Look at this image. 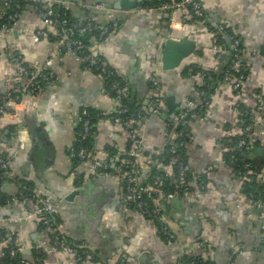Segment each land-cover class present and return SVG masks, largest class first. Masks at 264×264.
I'll return each mask as SVG.
<instances>
[{
	"label": "crops",
	"instance_id": "0c3cea01",
	"mask_svg": "<svg viewBox=\"0 0 264 264\" xmlns=\"http://www.w3.org/2000/svg\"><path fill=\"white\" fill-rule=\"evenodd\" d=\"M52 1L71 17L90 16L108 27L102 39L96 37L90 47L128 83L133 97L146 111L136 121L143 141V163L163 151L172 136L167 131V121L185 100L193 99L199 109H204L190 123L192 132L187 145L189 179L199 195L161 202L174 237L168 246L154 221L125 203L123 179L115 165H111L113 170L102 173L93 169L105 148H111L117 156L124 152L127 136L120 125L99 118L91 134L93 151L75 161L71 150L78 136L76 114L88 107L108 109L113 101L101 92L103 82L98 75L72 54L53 57L52 80L43 84L27 112L23 105L17 106L25 119L18 122L9 115H0V151L10 160L2 189L12 195L6 206H0V228L16 234L26 264H174L183 255L202 257L210 264H264V207L253 202L258 198L244 192L245 178L238 177L230 164L224 163L225 148L220 143L224 125L228 124L233 133L239 131L236 102L251 106L256 119L252 136L261 144L253 155L259 169L255 179L264 182V103L259 109L262 101L257 104L248 95L254 89L264 93V0H204L205 20L188 28L179 39L192 41L194 49L172 69H164L161 62V44L170 31L167 17L155 7L137 11V6L146 0H128L131 5L126 9L112 6L119 0ZM100 3L103 8L97 7ZM2 4L0 0V9ZM115 21L117 26L112 28ZM220 23L235 28L244 40L242 57L249 66L247 92L236 95L229 85L221 84L202 106L208 93L199 94L198 76L182 75L181 71L191 64L217 66L221 59L212 49L214 36L209 25ZM41 29L45 26L37 8L25 5L18 23L0 36L1 92L14 87L3 65L13 69L16 65L12 61L19 57L26 66L40 68L53 56L52 38L57 30L51 28L49 38L34 43L32 33ZM223 36L228 44L227 35ZM22 82L24 85L26 81ZM155 96L161 100L157 113L145 105ZM168 96L179 100L173 101L176 111L164 117ZM17 181H25L31 192L32 198L26 196L24 203L16 200ZM74 191L77 193L71 195ZM44 198L56 204V231L64 241L89 250L88 258L77 261L62 253L44 251L42 258L34 257L48 233L37 230L34 216L25 215L32 213ZM198 241L202 245H197Z\"/></svg>",
	"mask_w": 264,
	"mask_h": 264
},
{
	"label": "built area",
	"instance_id": "2783aa9c",
	"mask_svg": "<svg viewBox=\"0 0 264 264\" xmlns=\"http://www.w3.org/2000/svg\"><path fill=\"white\" fill-rule=\"evenodd\" d=\"M203 1L204 0H168L167 2L160 3L157 7H155L167 15L169 14L168 25L170 28V38L179 40L189 28L190 25L183 21L184 8L186 6H190L192 11L191 15H194L198 18L205 16ZM21 2L25 3V5H31L37 8L40 16L42 17V22L45 26V29L37 30L36 32L32 33V41L36 43L42 39L49 38V36H51V28H55L57 30V33L55 34V37L57 36V39L54 41L55 46L52 48L53 56L51 58H48L44 62V66L40 68H30L26 66L19 61V57L13 59L12 62L16 65L13 69L11 67L7 68L3 65L2 70L5 73H9L11 75L10 81L14 84V87L16 85H19V89L22 93L21 95H15L14 97H12L11 89L8 88L6 93L0 95V115H9L15 120H18V122H20L24 118L25 115L18 112L17 106L23 105L24 107H26L25 112H27L32 107L31 105H33L34 102L33 97L41 91L42 86L43 84H45V82L52 80V78L54 77V73L51 68L53 65V59L55 57L69 53L72 54L80 64L92 69L103 82L101 86V92L108 95V97H110L113 101V105L108 109L96 108L97 110L95 115L98 117L109 118L113 123L120 125L123 128L127 136V147L125 150V155L128 156L130 161L129 171L127 173H124L123 164L125 160H121L116 154L108 155L106 152H103V156L94 161L93 169L96 173H102L110 170L112 164H118V171L123 172L122 179L123 181H125V183H127L126 192L124 193L125 201L135 203L136 210L142 216L146 215L152 220L154 218L157 219L160 222L159 228H157L158 233L163 238L166 245H172L174 242L173 233L169 228L168 221L161 211V206L156 204H160L163 199L188 197L193 194H196L198 196L199 194L198 191L193 190V183L188 178V173L190 170L189 165L182 161H180L178 164L176 176L169 182V185L175 188L173 191H169L165 193V195H162L161 193L163 187L168 184V182H165L166 178L171 174V170L169 169L170 165L164 164L162 162H159L158 164L160 174L158 173L154 175L152 177V182L143 185L140 184L139 178L146 176L145 171L146 169H148L149 165L141 161L143 141L139 135L135 122L138 119L142 118L144 116V113L138 112L135 118H130L131 114H129L128 116V108L124 103V101L130 97V87L128 83L125 81L122 82L117 79H112L111 77L114 76L113 68L105 60L96 55L92 51V47L85 45L80 39L70 38V29H77L80 33L90 32L93 29H97L98 39L100 40L108 31V27L106 25L97 23L92 17L89 16L79 18L78 21L73 22V24L71 25L73 26V29L72 27L67 29L69 20L66 16V9H64L63 7H59V11H57V8L52 0H17L15 3L14 12L5 15V10L8 8L10 0H3V9L0 11V17H5L6 21L0 27V36H2L4 32H7L11 28V26L18 23L21 12H18L17 9L20 7ZM97 7L103 8L104 4L100 3L97 5ZM152 8H154L152 4H140L137 6L136 10L142 11ZM116 26L117 22L115 21L112 24V28H116ZM216 28L219 32H222L225 35L223 24H218ZM228 39L230 40V48L233 50L232 56L230 58V69L238 74V79L237 81H235V83H233L232 89H237L241 81L245 78L244 71L246 69V64L241 61L243 59L242 56L245 53V49L244 47H240V39L238 37L232 38L229 36ZM212 49L216 52V58L220 60L223 55V49L222 44L218 42L216 36L212 38ZM2 54L3 53L0 52V55ZM195 75L198 76V84L205 83L202 82V79L204 77L200 72H196ZM225 78L226 77H224V79ZM107 79H111L109 83L110 85H108L109 87L104 84ZM24 80L26 82L24 85H22V81ZM153 83L154 85L156 84L155 81ZM216 91L217 87H214L213 91H211L207 95V99L204 100V104L202 106L206 105L209 102L210 98L213 97ZM110 92L113 93V96L110 95ZM198 92L199 94H203L205 92V89L198 90ZM160 103L161 100L159 96H155L154 98L146 100L145 105H147L148 108L150 106L149 110L151 112L157 113L160 111ZM263 103L264 100H262V102L258 106L259 109L262 107ZM197 106V103L193 99L185 100L184 104L180 106L174 116H172L167 121V131L180 125L184 128L183 136H185V138H190L191 133L189 132L188 127L190 126L191 121L197 117V113L194 111ZM234 109L236 110L237 114H239L236 105L234 106ZM91 115V112L86 108L80 109V111L76 114L77 125H80L79 138L82 140L92 133L94 123L92 122L93 116ZM250 120H252L254 123L256 121L254 116H252ZM249 130L250 124H246L244 127V132H248ZM261 133H263V131H261ZM222 138L220 140H223ZM254 141L255 140L253 136L250 135L247 136V139L246 137H240L234 142L231 140V138H228L225 144L223 143L222 145L224 146L225 151L229 150L228 144H232V142L234 144L236 143L237 147H243L245 150H249L252 147V143ZM180 145L184 146L185 142L181 140ZM170 152L175 153L176 147L171 146ZM74 153L80 159L87 156V153L83 148H80L77 151L72 149L71 155H73ZM2 154L3 152L0 151V168L6 175L8 173L10 160L8 157H3ZM233 160L234 156L232 154H230L228 158L223 157L224 163L228 165ZM174 162L175 161L172 160V163ZM249 167L250 166L248 163L243 166V168H247L246 173H249ZM236 175L241 178L244 177L241 173H236ZM153 192L157 194L154 196L152 195ZM142 196L149 197L153 200L154 207H152L151 210H146L143 208V203L141 200ZM26 198L27 197L24 194L19 193L16 197V200H18V202L20 203H24ZM253 202H257V206L264 207V195L256 199V201L254 200ZM55 214L56 204L50 199L44 198L38 201L32 213H27L25 215V218H29L31 216L35 217L36 227L38 223L44 225V231L48 233L45 237L47 238V240H43L41 242V248H43L44 253H62L77 261H82L88 258L90 256L89 250L64 241L58 231H56V226L52 227L54 226L52 217ZM46 232L44 233L46 234ZM196 244L202 245V243L199 241ZM0 245H2V248H7L6 252H2V256L6 253L7 256L13 257L23 251V246L20 244H16V237L14 238L13 233L7 231L5 232L2 229H0ZM0 264H2L1 260ZM16 264H26V260L24 258H20ZM189 264L196 263L194 261H191L189 262Z\"/></svg>",
	"mask_w": 264,
	"mask_h": 264
},
{
	"label": "trees",
	"instance_id": "16d2710c",
	"mask_svg": "<svg viewBox=\"0 0 264 264\" xmlns=\"http://www.w3.org/2000/svg\"><path fill=\"white\" fill-rule=\"evenodd\" d=\"M16 1L17 0H10L8 8L5 10V15H8V14H11L14 12ZM167 1L168 0H146V1L142 2V4L143 5L152 4L153 7H157L160 3L167 2ZM24 6H25V3L21 2L20 7L17 9L18 12H21ZM1 8L3 9V4H2ZM56 8H57V11H59L58 10L59 7H56ZM2 9H0V11ZM191 13H192V11H191L190 6H186L184 8V19H183V21L190 25L189 29L192 28V26H194V27L197 26L198 23H200L199 21L205 20V16L198 18L194 15H191ZM165 15H166L167 20L169 22V14L168 15L165 14ZM66 16L69 20L68 25H67V29H69L71 27L73 29V26H71V25L73 24V22L78 21L79 18L71 17V15L68 13L67 10H66ZM5 21H6L5 17H0V27ZM220 24L224 25L225 35H227L228 37L230 36L232 38L238 37L240 39V47L243 48L244 47V42H243L244 40L240 34L236 33L235 28L227 25L226 23H220ZM209 28H210L211 32H213V36H216L218 39V42H220L222 44L223 55L221 57V60L218 61L217 66H215L213 68H204L202 66L191 64V65H188L186 67H183V70L181 71L182 75H186V74L195 75L196 72H200L204 77L202 79V82H205V83H203V84L197 83L196 84L197 90H201V89L204 90L205 89V92H207L208 94L211 91H213L214 87H218L221 84H225V82L227 85H229L230 88H232L233 83H235V81H237V79H238V74L230 69V58H231L232 53H233V50L230 48V40H229V43L226 44L223 33L219 32L218 29L216 28V26L214 27V26L209 25ZM69 31L71 34V36H70L71 39H80L87 46H90L92 43V40H94L96 37H98V30L97 29H93L90 32H83V33L78 32L77 29H73V30L70 29ZM56 39H57V36L53 37L52 41H55ZM241 61L245 63L244 59H242ZM23 64H25V63H23ZM244 75H245V78L241 81L239 87L237 89H232V92L234 94H241L244 91L247 92V89L245 87L246 81H247L248 76H249V66L247 64H246V69L244 71ZM224 77H226V78L224 79ZM111 78L124 82L123 78L120 77L115 71H114V76ZM110 81H111V79H107L104 84H106V86L109 87L108 85H110L109 84ZM19 88H20V86L16 85L15 87H13V89H11L12 97H14L15 95H21L22 92ZM4 93H5L4 91L3 92L0 91V95H2ZM110 95L113 96V93L110 92ZM248 95L250 96L249 99H251V100L256 99L254 102L257 104H258V102L260 103V101L264 100V93L262 94L259 89H254L251 92H248ZM124 103L128 108V116H129V114H131L130 118H133V117L135 118V116L137 115L138 112H141V113L146 112L142 108V106H140L139 102L133 97V92L131 89H130V97L127 100H125ZM255 106H256L255 109H257L256 104H255ZM236 107L239 111V114H238L239 131L233 133L232 131H230L228 124L224 125L222 128L225 131V135L222 138L223 140H220L221 144H223V143L225 144V142L228 138H231V140L233 142L240 137H246V139H247V136L252 135L254 133V131H256L255 123L252 120H250V118L255 113V112H253L254 110H252V107L248 106L247 103H243L242 101H237ZM86 109L91 112V114H92L91 116H93L92 122L94 123V125H95V122L99 118H104V117H98L95 115L96 110H97L96 108H89L88 107ZM194 111L198 115V113L199 114L203 113L204 109H199V107H197L194 109ZM246 124H250V130L248 132H244V127ZM135 125H136V122H135ZM11 128H13V127L11 126ZM76 128L78 131V133H77L78 136H77L75 145L72 149L77 151L80 148H83L86 153L93 151L94 148H93V142L91 139L92 133L89 134L85 139L82 140L79 138L80 125L78 124ZM188 130H189V132H192L191 126L188 127ZM170 133L172 134V136L168 137V142H167L166 146L164 147L163 151L162 152L160 151L159 154L152 155L150 160L148 162H146L147 165H149L148 169H146V171H145L146 176L139 178V182L142 185L150 183V182H152V177L154 175H156L158 173L160 174V170L158 169L159 162H162L164 164H169L170 165L169 169L171 170V174L165 180V182L166 183L168 182V184H166L163 187L162 192H161L162 195H165V193H167L169 191H173L175 189L173 186L169 185V182L176 176L179 162L182 161V162L188 164L187 145L190 142V138H185V136H183L184 128L180 125L176 126L175 128H172L170 130ZM181 140L185 142L184 146L180 145ZM233 142H232V144L231 143L228 144L229 150L225 151L226 153L223 155V157L228 158L230 154H232L234 156V160L230 163V167L232 168V170L235 174L241 173L244 176L245 180L242 181L243 182L242 186L244 188V192L248 196L250 195L254 198H260L261 196L264 195V182L260 183L255 179L256 176L259 174V169L257 168V161L255 159V156L253 157L255 152L258 149H260L259 148L261 146L260 141L259 140L254 141L252 143V147L249 150H245L243 147H237L236 143L234 144ZM171 146L176 147L175 153L170 152ZM126 147H127V144H125V150H126ZM125 150L122 154L119 155V158L121 160H125L124 164H123L124 165V173H127L129 171V168H130V161H129L128 156L125 155ZM104 151H106V153L108 155L117 154L109 147L105 148ZM145 155H147V152ZM2 156L7 158V155L5 153H3ZM72 156H73V158H75L74 159L75 161L80 159L75 153ZM172 160H174L175 162L172 163ZM246 163H248L250 166L248 169L249 173H246L247 168H243V166ZM115 167H116L115 169L118 171V164H116ZM113 169L114 168H110V170H113ZM119 175L122 177L123 172H119ZM190 175H191V172L189 170L188 178L190 177ZM249 177L251 179L247 180ZM4 180H7V178H6V175L4 174V171L0 168V206H6L7 200H9V198L12 196V195L6 193L2 189V183ZM123 185H124V191L126 192L127 183H125V181H123ZM26 187L27 186H26L25 181H22L21 183L17 181L16 195H18L19 193H22L25 196H27L29 199H31L32 198L31 192ZM179 192H180V190H179ZM156 194L157 193H154V192L152 193V195H154V196ZM141 200H142V203H143L142 205H143L144 209L151 210L152 207H154L153 200L151 198L142 196ZM162 201H164V199ZM161 202H160V204H161ZM125 203L130 207V209H133L134 211H136L135 203L126 202V201H125ZM160 204H156V205L160 206ZM144 217L147 219H150L146 215ZM52 218L54 221V226H52V227H55L58 225L57 215L55 214ZM153 221L155 223L156 228H159L160 222L155 218L153 219ZM0 229H2V228H0ZM2 230L5 232L7 231L5 229H2ZM37 230H39V231L43 230L44 231L45 230L44 225H42L41 223H38L37 224ZM7 232H9V231H7ZM13 236H14V238L16 237V244H18L16 234L13 233ZM3 251L6 252L7 248L3 247L2 252ZM43 255H44L43 250L41 248H38L34 252L35 258L40 259L43 257ZM20 258H24L22 252L17 254L16 256H13V257H9L5 253L1 258V262H2V264H16ZM191 261H194L196 264H210L208 261L202 259V257L188 256V255H183L182 257H179L177 262L174 264H189V262H191Z\"/></svg>",
	"mask_w": 264,
	"mask_h": 264
},
{
	"label": "water",
	"instance_id": "95a60500",
	"mask_svg": "<svg viewBox=\"0 0 264 264\" xmlns=\"http://www.w3.org/2000/svg\"><path fill=\"white\" fill-rule=\"evenodd\" d=\"M130 5L131 3L128 0H119L112 6L116 9H121V8L126 9ZM161 47L163 48L161 51L162 67L164 69H172V68H176L179 65L182 58L188 56L193 51L194 43L190 40H187L186 38H182L181 40H176L168 37L162 42ZM174 100H176L177 102L179 99L174 96H168L167 98H165V104L168 106V110L165 112L166 114H163L164 117L176 111L175 109L177 105L174 104L173 102ZM25 116L20 122H22L25 119ZM74 193H77V191H74L73 193H71V195ZM175 201L178 200L176 198L172 199V202ZM27 252H29V250H27Z\"/></svg>",
	"mask_w": 264,
	"mask_h": 264
}]
</instances>
